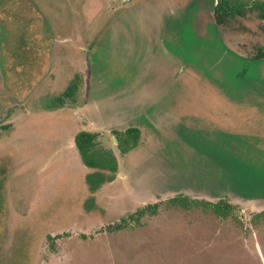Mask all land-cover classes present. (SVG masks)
<instances>
[{
    "label": "rangeland",
    "instance_id": "obj_1",
    "mask_svg": "<svg viewBox=\"0 0 264 264\" xmlns=\"http://www.w3.org/2000/svg\"><path fill=\"white\" fill-rule=\"evenodd\" d=\"M212 1L0 0V264H264V18Z\"/></svg>",
    "mask_w": 264,
    "mask_h": 264
},
{
    "label": "trees",
    "instance_id": "obj_2",
    "mask_svg": "<svg viewBox=\"0 0 264 264\" xmlns=\"http://www.w3.org/2000/svg\"><path fill=\"white\" fill-rule=\"evenodd\" d=\"M213 13L218 23L227 24L236 16L246 15L249 11H258L259 15L264 18V0H213ZM254 58L264 59V48L259 49ZM72 87L65 91V94L70 95ZM118 148L121 152L126 153L132 150L139 142L141 131L137 127H130L125 131L115 130ZM98 133L89 130L79 131L75 136V144L78 152L86 166L95 169L94 172L87 176V179L93 185L100 184L106 179L111 178L103 172V170L110 171L115 174L118 170V161L111 149L103 147L98 140ZM230 162L240 163L243 166L249 167L251 170L255 166L248 159V156L238 158L234 156ZM193 204H197L193 201ZM213 207V210L220 217L227 218L231 215L232 207L229 204L208 203ZM194 206V205H192ZM190 204L185 205L186 208L192 207ZM204 208H208L205 204Z\"/></svg>",
    "mask_w": 264,
    "mask_h": 264
}]
</instances>
